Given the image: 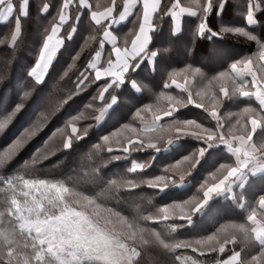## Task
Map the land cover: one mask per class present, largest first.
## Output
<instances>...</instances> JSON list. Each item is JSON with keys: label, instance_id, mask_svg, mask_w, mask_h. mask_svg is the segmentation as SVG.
<instances>
[{"label": "trees", "instance_id": "trees-1", "mask_svg": "<svg viewBox=\"0 0 264 264\" xmlns=\"http://www.w3.org/2000/svg\"><path fill=\"white\" fill-rule=\"evenodd\" d=\"M12 2L16 11L7 21L0 19V123L8 120L17 105L22 108L6 127L0 129V154L26 129L35 126L36 130L10 159L0 165V211L8 208L13 195L4 185L6 181L19 178L43 180L48 184H63L75 192L96 198L101 210L112 209L134 224L137 230L134 243L140 251L135 264H179L177 255L190 257L200 264H218L230 255L229 249L233 245H227L223 254L212 248L218 250L226 238L233 236L237 239L235 249L240 252L241 264H250L259 257L264 252V245L255 240L249 242L234 226L250 225L247 218L253 211L260 218L259 200L264 197V175L251 177L245 187L235 189L232 198L214 199L202 217H195L189 226L186 219L179 218L181 213L190 211V217L193 215L191 208L203 199V191L219 182L218 177L222 178L224 171L222 166H236L235 158L224 146H212L206 149L202 159L198 158L201 144L192 137H185L180 143L172 144L168 151L162 149L158 154L139 143L128 144L142 140L143 145L152 141L158 143V147L160 144L165 147L166 141L175 137L178 126L204 135H207L206 129L218 132L217 120L208 114L210 110L218 111L225 135L242 134L245 107L255 108L261 116L262 129L253 136V142L257 146L264 144V111L254 99H246L237 93L238 84L234 86L231 71L233 63L251 58L258 75H264V61L258 59L259 52L264 50V0H226L221 10L216 0H212L206 16L208 30L203 36L199 34L202 19L199 4L203 0H179V5L199 12L196 17L182 20L179 33H176L171 15L172 5L177 0H161L152 20L147 49L149 53L156 52L154 61L151 63L144 54L136 61L132 60L123 82L104 92L103 99L100 93L113 84L114 79L97 80L89 71L90 63L101 49L104 33L109 30H113L118 38V47L131 46L141 24L142 10L138 8L125 24L114 29L110 20L97 24L91 13H102L113 7V16L117 18L125 0H116L115 4L113 0H88V9L81 7L79 0H68L67 7L65 0H27L23 6L24 15H20L22 0ZM249 8L258 10L254 27L247 22ZM62 12L67 16L64 24L59 20ZM56 25L61 29L58 37L63 46L48 75L39 83L29 73ZM237 29L248 35L235 32ZM112 57V49L107 48L101 65L103 69ZM221 73L228 75L221 77ZM185 79L191 81L188 93L170 86L174 80ZM221 85L233 92L221 97V103H218L212 97ZM113 96L117 103L105 122L99 125L96 117L111 103ZM197 103L203 107H196ZM170 108H177L174 115L166 119L171 123L154 131L143 130L142 125L149 122L152 115L161 116ZM237 119L240 124H236ZM186 121H195L201 128L186 126L183 124ZM72 125L78 127V133L72 137L70 148H64ZM125 147L132 148V152L125 153ZM186 158L190 163L194 162V166L188 167L191 174L185 182L188 186L181 187L175 179L174 183L170 181L163 187L165 190L149 185L157 177L173 175L172 170L168 173L166 170ZM133 162L143 164L145 170L133 173ZM33 195L41 197L40 192L34 191ZM76 207L79 210L78 204ZM165 208L169 210L168 220H163L161 210ZM87 214L122 235L128 231L116 222L115 217L110 218L111 223H106V214L94 215L92 208L87 209ZM14 219L4 218L7 227L4 228L3 222L0 228L10 231L15 227ZM156 233L170 249L159 243ZM209 236L213 237L211 241L207 239ZM185 243L191 246L174 248L176 244ZM23 245L24 240L18 238L20 251L31 254V247L24 248ZM193 248L197 250L193 251ZM32 264L36 262L33 260Z\"/></svg>", "mask_w": 264, "mask_h": 264}, {"label": "snow or ice", "instance_id": "snow-or-ice-1", "mask_svg": "<svg viewBox=\"0 0 264 264\" xmlns=\"http://www.w3.org/2000/svg\"><path fill=\"white\" fill-rule=\"evenodd\" d=\"M27 0H22L20 5V15H24V4ZM83 4L84 0H80ZM116 0H113V4ZM212 0H203V3L199 4L201 22L199 24V34L203 36L208 30L206 23V16L209 13ZM223 3V0H221ZM159 4V0H143V22L139 25V32L135 34V39L131 41V49L125 48L123 51L120 47L115 46L116 38L110 37L108 32L104 35L106 38H110L113 43V51L116 57V63L112 64L111 61L107 74L114 77L113 84L107 85L100 93V98L103 99L104 92H107L113 85H119L123 82L124 73L130 70L129 58L136 61L141 54L147 57L155 56L156 52L149 53L147 51L150 42L149 30L151 28V14L156 11ZM68 6V0H65V7ZM131 4L126 0L124 4V13L121 14V19L128 13ZM179 7V0L176 4L172 5L171 15L173 18H178L179 14L187 11L183 7H179V12L175 11ZM16 11L12 0H0V19L7 20ZM113 9L107 8L105 12L98 13L93 11L91 13L92 19L97 24H100L101 17L105 19L112 15ZM190 14L195 15L196 12ZM66 17L63 12L59 16L61 23L65 21ZM248 22L254 23V18L251 12L247 16ZM19 28V17H17V29ZM59 25L54 26L51 29V35L47 36L46 41L43 44V48L39 55V60L32 68L29 75L34 77L37 82H40L49 64L51 63L52 54L57 45L62 43L60 39H55ZM237 33L248 35L242 30H234ZM70 38V36H69ZM254 39V37H249ZM54 41V42H53ZM264 48V46H262ZM99 55V53H97ZM259 61H264V50L259 52ZM138 64V62L136 63ZM238 64L242 67L238 68ZM253 60L251 58L238 61L231 65V71L234 74V86L238 84L237 93L242 97L255 98L259 101L261 108H264V75H258L257 71H253ZM91 68H95V64L90 65ZM264 67V65H262ZM227 73H221L220 76L224 77ZM101 73L97 71L96 79L99 80ZM248 77L250 80L245 83ZM86 79V77H85ZM168 85H165L167 87ZM179 86V85H178ZM233 92V89L221 85L219 89L215 90V94L212 99L218 103H221V97H225ZM192 97L189 96L191 101ZM112 102H115V96L112 97ZM196 107H203L202 104L197 103ZM215 107V105H214ZM22 108V105H17L15 111L5 120L0 123V129L7 126L8 121ZM207 111V108L205 109ZM175 109H169L163 113L164 116H172ZM139 115V113H137ZM210 115L217 120V128L220 131L205 130L207 135H200L199 133H193L194 136L203 139L206 142H221L227 145L229 151L233 152L236 156L235 167L221 169L224 171L221 173L222 178L218 177L219 182L213 183L211 187H207V190L203 191V199L197 201L192 206L191 210H198L213 193L221 192L225 189L231 178L236 177L241 169L247 167L250 163L258 166H264V144L257 146L253 143V135L257 128L261 126V116L258 111L253 107H245L242 111L244 123L242 125V134H231L230 136L224 134V125L219 119L218 112L213 110ZM103 116V111L96 119L99 120ZM161 120L160 115H156L153 121V129H155L156 122ZM184 125H195L197 129L201 128L200 124L195 121L183 122ZM236 124H240V120H236ZM36 127L26 129L24 134L17 138L13 144L5 149L4 153L0 154V165L4 164L7 159L23 146L25 139L35 134ZM72 132L76 133L77 129L72 128ZM231 133V128L229 129ZM186 134L181 127H177V135ZM78 138V137H76ZM105 140L108 137H104ZM168 142L171 139L167 140ZM130 143H137L130 141ZM140 146L143 145V141H138ZM72 144V138H69L64 143V148L70 147ZM156 143L147 144L148 148H156ZM111 151V149H109ZM123 151L127 153L129 149L123 148ZM200 155H203L201 150ZM186 165V167H185ZM194 166V162L190 163L189 158L184 161L176 163L174 166L166 170L173 171V175H163L157 177L155 181L150 182L151 187H166L170 181L174 178L177 182L182 181L188 174V167ZM142 167V166H139ZM133 171L136 168L133 167ZM4 185L12 190V198L6 212H0V224L3 223L4 218L14 217V225L10 231L0 228V264H32L33 260L36 264H85V261H94L96 264H135L137 257L140 255V251L135 246V240L137 237L136 226L128 222L125 218L121 217L118 212H114L112 209L105 208L101 210L100 205L97 203L96 198L90 197L83 193L75 192L73 189L64 186L63 184H48L46 181L39 180L33 181L29 179L19 178L18 180H8ZM19 187V192L16 189ZM205 187V186H204ZM40 192L41 198L33 195V192ZM46 201V203H45ZM79 205V210L76 205ZM176 207H183L177 205ZM92 208L94 215L106 214L108 217L106 223H111V217H115L116 222L126 228L128 231L125 235L115 231L113 228L101 227L99 222L93 220L87 214V209ZM260 218H257V212L253 211L248 216L250 225L239 224L234 226L243 237L250 241H258L264 244V197L259 200ZM163 220H168L169 210L167 208L161 210ZM180 219H190V211L185 214L181 213ZM145 219H152L146 217ZM18 227V231H17ZM143 231V230H141ZM156 239L163 245L165 249H170V245L164 240L159 238V233H156ZM18 238L24 240V248L29 246L32 249V253L25 255L17 246ZM209 241L213 237L207 238ZM133 241L129 244L127 241ZM147 242V241H145ZM199 243V242H197ZM233 245L229 249L230 255L226 259L220 260L218 264H241V255L238 250L235 249L237 239L226 238L220 245L218 250L213 247L212 251H218L223 254L226 251L227 245ZM190 244H176L174 248L190 247ZM197 249L193 248V251ZM202 255L204 253H201ZM176 260L180 261L181 257L176 256ZM250 264H264V252L259 257L254 258Z\"/></svg>", "mask_w": 264, "mask_h": 264}, {"label": "rangeland", "instance_id": "rangeland-1", "mask_svg": "<svg viewBox=\"0 0 264 264\" xmlns=\"http://www.w3.org/2000/svg\"><path fill=\"white\" fill-rule=\"evenodd\" d=\"M65 17H66V19H65V21L62 23V24H64V23H66V21H67V16L65 15ZM8 19H10V17L8 18ZM7 19V20H8ZM7 20H3V19H1V21H7ZM60 27H59V30H58V32H57V35H56V37H54V41H55V39H60L59 37H58V34H59V32H60ZM61 40V39H60ZM53 41V42H54ZM62 41V40H61ZM62 46H63V41H62V43H60L59 45H57L56 47H55V49H54V51H53V54H52V59H51V63L49 64V67H48V70L46 71V73H45V75H44V77H43V79L39 82V83H41V82H43L44 81V79L46 78V76L48 75V73H49V71H50V69L52 68V65H53V63H54V61H55V59H56V57H57V55H58V53H59V51H60V49L62 48ZM150 61H151V63L154 61V57L153 56H151L150 58ZM92 62V61H91ZM91 64V63H90ZM240 67H242V65L241 66H239L238 68H240ZM89 71L91 72V73H94L95 74V71H92L91 70V67H90V69H89ZM253 71H256L255 69H254V67H253ZM90 72L86 75V77H88V75L90 74ZM251 79V77H248L247 78V80L245 81V83H247V81L248 80H250ZM179 85V86H178ZM170 86H172V87H175L177 90H179V91H184L185 93H188L189 92V90H190V86H191V81L189 80V79H185L184 81H178V80H174L171 84H170ZM135 87V86H134ZM135 89H137V87L135 88ZM138 90V89H137ZM246 99H254L256 102H258L259 103V101H257L254 97L253 98H250V97H245ZM117 103V99L115 98V102L113 103L112 101H111V103L110 104H108L102 111H103V116H102V118L101 119H99L98 120V123H99V125H102L104 122H105V120H106V117L108 116V114H109V112L111 111V109L113 108L112 106H114L115 104ZM193 104V103H192ZM263 109V111H264V108H262ZM101 111V112H102ZM177 111V108L175 109V111H173V114L172 115H174V113ZM211 111H213V110H210L209 111V115H210V112ZM215 111H217V110H215ZM218 112V111H217ZM100 115H101V113H100ZM154 117L155 116H151V118H150V121L149 122H146V124H143L142 125V127H143V130L144 131H147V132H150V131H154V130H156L157 128H159V127H161L162 125H167V124H169V123H171L170 121H167L166 119H168V117H170V116H164L163 115V113H162V115H161V120L160 121H157L156 122V127H155V129H153V121H154ZM210 117H212L211 115H210ZM213 119H216V118H214V117H212ZM164 120H166L165 122H163ZM174 122V121H173ZM172 122V123H173ZM73 127H75L76 129H77V132L76 133H73L72 132V128ZM262 122H261V126L259 127V128H257V132L259 131V130H261L262 128ZM70 136L69 137H67V139L65 140V141H67L69 138H72V137H74V136H76L77 135V133H78V127L76 126V125H72L71 127H70ZM183 132L184 133H186V134H178L177 135V130H176V133H174L175 134V137L174 138H170L171 139V141L170 142H168V141H166V143L164 144L165 145V147H163V146H161V144H160V146L158 147V143H156V142H149V143H156L157 144V146H156V148H148L147 147V144H149V143H147L146 145H144L145 147V149H148V150H152V151H155L157 154L158 153H160L161 152V150L162 149H165L164 151L166 152V151H168L169 149H171L172 147V144H177V143H180L182 140H184L185 139V137H192V138H196L197 140H198V144H201V148H200V150H199V153H198V158H203V156L206 154V149H208V148H211L212 146H214V147H221V146H224V148L228 151V152H230L231 153V151H229V149H228V147H227V145H225V144H223V143H221V142H219V141H217V142H206V141H204L203 139H201V138H199V137H196V136H194L193 135V133H197L196 131H192V130H189V129H183ZM256 132V133H257ZM255 133V134H256ZM255 134L253 135V136H255ZM200 135H204V134H200ZM174 136V135H173ZM135 142H137L138 143V141H135ZM65 143V142H64ZM254 143V142H253ZM130 144L131 143H129L128 144V146H130ZM207 148H206V147ZM171 147V148H170ZM68 148H70V147H68ZM144 148H143V150H144ZM201 150H203V155L201 156L200 155V152H201ZM129 151H131L132 152V148L131 149H129ZM128 151V152H129ZM252 164V163H251ZM139 166H142V167H139ZM133 167H135L136 168V171H142V170H145V168H144V165L143 164H141V163H138V162H133L132 163V166H131V168L133 169ZM245 168H243V169H241V170H244ZM133 171V170H132ZM135 171H133V173H134ZM242 173V172H241ZM190 173H188L185 177H184V179L182 180V181H179L177 184L178 185H180L181 187L182 186H188V184H185V182H186V180H188V178H190ZM175 180H177L176 178H174ZM174 179H173V181H174ZM173 181H171V182H173ZM174 183V182H173ZM211 187V186H210ZM233 187H234V184L232 185V182H230L229 181V183L226 185V187H225V189L223 190V191H221V192H218V193H213L212 195H211V197L207 200V202L206 203H204L203 205H202V207H200L198 210H194V212H193V215L190 217V219H186V220H184V221H186L187 223V225H189V226H191L192 225V223L191 222H193L195 219V217H202V214L206 211V209H208V207L210 206V204H211V202L214 200V199H216V198H223L224 196L222 195V196H219V197H215V195H218V194H224V192H226V191H228V192H231L232 190H233ZM245 187V186H244ZM243 188V187H242ZM239 189H241V187H239ZM162 190H165V189H163L162 188ZM235 191V190H234ZM233 194H234V192L232 193V194H229V195H226L224 198H232L233 197ZM213 196V197H212ZM41 198V197H40ZM11 200V199H10ZM2 208V207H1ZM5 211L4 212H6V210H7V208H5L4 209ZM0 212H3V211H0ZM89 216V215H88ZM89 217H91V216H89ZM93 220H96V219H94L93 217H91ZM97 221V220H96ZM3 222H4V220H3ZM4 224H5V226H4V228L5 227H7V224L4 222ZM99 224H100V226L101 227H105L104 225H102L100 222H99ZM2 228V227H1ZM17 230H18V227H17ZM22 238H20V240H21ZM24 246V245H23ZM140 256V255H139ZM139 256L137 257V259H136V261L138 260V258H139ZM135 261V262H136ZM85 264H96V262H94V261H85ZM179 264H200V263H198L196 260H194V259H192V258H190V257H181V260L179 261Z\"/></svg>", "mask_w": 264, "mask_h": 264}, {"label": "crops", "instance_id": "crops-1", "mask_svg": "<svg viewBox=\"0 0 264 264\" xmlns=\"http://www.w3.org/2000/svg\"><path fill=\"white\" fill-rule=\"evenodd\" d=\"M128 2L131 4V7L129 8L128 13L124 15V18L123 19H121V14L124 13V8H123V11L120 13V15L117 18H115L113 16L114 8L111 7L113 9L112 15L109 18H107V19H105L104 17H101V22L100 23H104L107 20H110L111 21V25L115 29L118 26H120L122 24H125L134 15V13L136 12V10L138 8H140L142 10V12H141L142 13L141 23H142L143 22V0H128ZM216 3L218 5H220V10H221L224 7V5H225L226 0H223V3H221V0H216ZM160 4H161V0H159V4H158V7H157L156 11L151 14V28H152V20H153V17L156 14V12L159 10ZM80 5L83 8H87V9L89 8V2H88V0H84V3L83 4L80 3ZM179 7H183V6L179 5ZM179 7L176 8L175 11L179 12ZM185 9H187V11L180 13L179 16H178V18H173L174 21H175V24L174 25H175L176 33H179L180 32V30H181V23H182V20L185 17H196L199 14L198 11H195V10L193 11V9H189V8H185ZM257 11L258 10L256 8H254V9L249 8V12L252 13L253 18H254V21H255L254 23H251L250 24L248 22V20H247L248 25L251 26V27H254V26L257 25V22H256L257 21L256 20V13H257ZM191 12H196V14L195 15H192V14H190ZM151 28L149 30V35H150ZM112 31L113 30H109L107 32L110 34V37H115L116 38L115 46L118 47L117 46L118 45V41H117L118 38L113 34ZM138 32H139V30H138ZM107 48H111L112 49L113 57H112L111 63L112 64H115L116 63V57H115V53L113 51V43H112V40L110 38H106L105 35H104L103 42L101 44V49L98 52L99 55L96 54L94 56L92 62H91V64H95L96 65V67L95 68H91V70L92 71H95V75H96L97 71H99L101 73L100 79L106 78V77H112L114 79L113 76L107 74V69H109V67L111 66L110 63L107 66L106 69H103L101 67V65L103 64L104 58H105V53H106V49ZM124 49H121V50L123 51ZM128 49L130 50L131 49V46ZM131 61H132V59L129 58V61H128L129 62V65H131ZM126 73H124V74H126ZM256 132H257V130H256ZM231 154H232L231 156H233L235 158V160H236L235 154L233 152H231ZM236 166H237V164H236ZM261 175H264V166H258L256 164H251L250 163L247 167H245L244 170H241L240 173L236 177L231 178L230 182H232V185L234 184L233 190L231 192L226 191V192H224V194L215 195V197H219V196H222V195L225 197L226 195L232 194L236 188L244 187L247 184L248 180L251 177H257V176H261ZM259 244H261V243L259 242ZM261 245H264V244H261Z\"/></svg>", "mask_w": 264, "mask_h": 264}]
</instances>
